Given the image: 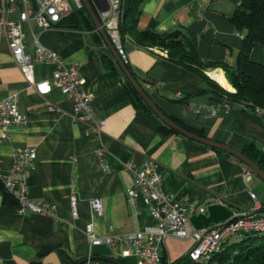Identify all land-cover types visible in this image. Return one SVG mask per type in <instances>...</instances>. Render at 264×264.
<instances>
[{"label": "crops", "instance_id": "0c3cea01", "mask_svg": "<svg viewBox=\"0 0 264 264\" xmlns=\"http://www.w3.org/2000/svg\"><path fill=\"white\" fill-rule=\"evenodd\" d=\"M241 2L147 0L138 27L158 32L181 30L203 62L234 66L243 37L231 16ZM91 3L100 18V7L94 0ZM11 6L15 9L6 18L20 19L23 2L6 4L8 9ZM24 31L28 53L33 50L34 33L45 47L80 65L85 88L93 95V108L99 118L105 119L102 138L109 149L105 156L108 168L103 169L97 153L100 141L87 134L86 124L73 119L72 101L56 88L46 98L38 95L17 65L7 36H0V95L18 93L20 109L29 116L27 125L8 128L12 139L0 145V170L4 175L10 173L16 149L35 148L30 198L56 206L55 218L22 214L17 202H5L0 191V264H30L39 257L42 264H79L89 258L84 264H117L109 261L119 259L115 250L106 244L91 245L85 229L92 221L99 235H126L157 225L149 209L142 202L135 204L129 196L134 178L123 163L131 158L137 163L147 157L157 160L163 172L164 191L175 199L188 197L195 208L223 203L235 214H245L253 207L250 191L264 203V192L257 191L260 178L254 174L250 181L246 180L245 164L238 158L181 134L165 133L161 130L165 124L155 113L135 107L120 70L108 68L103 61L109 55L116 62L106 43L102 45L96 39L97 28L74 27L64 19L44 29L31 20L24 24ZM124 47L129 68L167 116L242 152L254 146L258 160L264 156V113L221 97L214 84L170 60L166 50L140 47L130 37L125 39ZM251 58L264 64V47L257 45ZM54 68L38 64L36 79L50 78ZM217 71L223 73L232 89L212 76ZM205 73L223 89L236 91L223 68H211ZM49 104L58 111H50ZM71 196L78 199L77 217L72 215ZM95 198L103 201L102 215L91 211L90 201ZM241 239L232 236L223 246ZM193 244V239L165 238L162 255L166 264H194L188 257ZM124 264H136V259L131 257Z\"/></svg>", "mask_w": 264, "mask_h": 264}, {"label": "built area", "instance_id": "2783aa9c", "mask_svg": "<svg viewBox=\"0 0 264 264\" xmlns=\"http://www.w3.org/2000/svg\"><path fill=\"white\" fill-rule=\"evenodd\" d=\"M17 0H1L0 36L6 35L12 55L21 69L24 77L38 95L46 98L54 88L72 101V115L75 121L87 125V134L100 141L97 151L103 169H107L105 156L109 149L103 141V126L105 119L99 118L93 108V95L85 88V79L80 75V65L64 59L59 53L45 47L39 38L32 33L34 46L31 53L26 51V33L24 24H30L34 20L44 29H51L68 18L74 11L72 3L78 9L83 8L82 0H21L24 10L20 19L6 18L8 12L15 8L6 7L7 3H15ZM122 0H97L101 9V22L105 27L112 43L126 64L128 57L124 47L126 36L123 39L120 31V23L123 17L121 8ZM106 5L108 9L102 10ZM242 36V35H241ZM243 37V36H242ZM167 53V51H165ZM38 64L53 65L51 77L48 79H36V66ZM2 65L0 64V74ZM153 89L156 85H150ZM1 93V91H0ZM50 111H58L55 105L49 104ZM263 114L264 109L256 108ZM216 113V110H213ZM29 122V116L23 113L19 106V94L13 93L1 97L0 95V145L12 139L8 128L15 125L25 126ZM36 149L33 147L15 150L14 164L9 174L4 175L0 170V183L4 189L17 202L19 213H34L39 215L56 217V206L47 202L36 201L30 198V182L36 168ZM124 168L134 178V186L128 190L130 198L135 204L142 202L157 219L154 227L130 232L126 235L113 233L99 235L91 221L85 229L91 245L106 244L115 250L119 259H136V264H161L162 244L165 238L171 236L179 239H193L194 244L188 257L196 264H216L214 256L223 249V244L232 236L244 237L251 233H264V213H261L262 203L256 194L250 191L253 202L252 209L229 223L211 229L208 227H195L190 222V217L198 213H206L207 206L195 208L190 205L188 197L175 199L173 195L163 189V172L160 163L152 158H145L137 163L131 158L123 163ZM246 180L250 181L254 173L248 166L243 167ZM73 217L78 216V199L70 197ZM91 211L94 214H103V201L95 198L90 201ZM216 225V224H213ZM213 261V262H212Z\"/></svg>", "mask_w": 264, "mask_h": 264}, {"label": "trees", "instance_id": "16d2710c", "mask_svg": "<svg viewBox=\"0 0 264 264\" xmlns=\"http://www.w3.org/2000/svg\"><path fill=\"white\" fill-rule=\"evenodd\" d=\"M146 1L147 0L121 1V8L124 13L120 23V31L123 39L128 36L140 47H157L166 50L167 57L170 60L194 70L203 80H207L214 84L216 92L221 97L239 102L245 107L264 109V64L258 63L251 58V53L257 45L264 47V0H242L241 4L237 6L234 14L231 16V21L235 25L237 32L243 36V46L234 66H230L228 63L224 62H203L195 46L181 30L158 32L150 29H139L138 23ZM1 18L2 16L0 14V20ZM66 21L74 27L96 30V26L84 5L83 8L78 9V11H73V13L66 18ZM95 37L102 45H105V41L100 33L96 32ZM103 61L108 68H118L120 70L125 81V90L135 107L140 110L154 113L133 84L126 78L117 63L114 62L109 55H105ZM211 68H223L227 78L236 91H227L216 81L211 80L205 73V71ZM131 73L139 81L138 77L132 71ZM139 83L146 90L144 85L141 82ZM147 93L149 94L148 91ZM170 118L185 129L199 136L207 137L204 131L190 127L176 118ZM161 130L165 133L179 134L167 125H163ZM215 150L221 152V150ZM244 154L258 163L264 170V156H261L258 160L257 157L259 153L254 146H250L244 151ZM0 191L4 194L5 202L8 203L11 200H15L4 189L2 183H0ZM260 212L264 213V203H262ZM115 260L122 264L126 263L124 259ZM213 261H215L216 264H264V233L247 234L240 241H236L225 247L223 246V249L214 256ZM166 263V257L162 256L161 264ZM30 264H42L41 258L39 257ZM74 264H78V262Z\"/></svg>", "mask_w": 264, "mask_h": 264}, {"label": "water", "instance_id": "95a60500", "mask_svg": "<svg viewBox=\"0 0 264 264\" xmlns=\"http://www.w3.org/2000/svg\"><path fill=\"white\" fill-rule=\"evenodd\" d=\"M97 3V0H94ZM87 12L91 16L98 32L103 37L108 49L111 51L112 55L115 58L116 63L119 65L120 69L126 76V78L133 84V86L136 88L138 93L143 97L145 102L148 104V106L152 109V111L163 121V123L170 128L177 131L179 134L186 136L189 139L195 140L197 142H200L204 145H207L209 147H212L214 149L221 150L223 152H226L228 154H231L238 158L240 161H242L246 166L250 168V170L257 175L260 179L264 181V170L259 166L258 163L253 161L251 158H249L247 155L244 154V152L234 149L222 142L215 141L213 139H210L208 137L199 136L181 125H179L177 122L172 120L169 116H167L155 103V101L152 99V97L147 93V91L141 86L139 81L133 76L131 73L129 67L124 62V60L121 58L120 54L118 53L115 45L112 43L109 35L107 34V31L105 27L103 26L101 19L98 17L96 11L93 8V4L91 3V0H82ZM108 9V5H106L102 10ZM240 215H236L235 212L230 209L227 205L223 203H212L207 206L206 213H198L194 214L190 217V222L195 227H208L211 225V229H215L218 227H221L227 223H229L232 220H235ZM216 224V225H213ZM91 260L84 259L79 264L87 263ZM112 262H115L117 264H122L115 260H109Z\"/></svg>", "mask_w": 264, "mask_h": 264}, {"label": "bare ground", "instance_id": "6f19581e", "mask_svg": "<svg viewBox=\"0 0 264 264\" xmlns=\"http://www.w3.org/2000/svg\"><path fill=\"white\" fill-rule=\"evenodd\" d=\"M212 76L215 77L218 81H220L225 87L232 89V87L228 84V82L225 80L224 75L222 72H213Z\"/></svg>", "mask_w": 264, "mask_h": 264}, {"label": "rangeland", "instance_id": "374dc122", "mask_svg": "<svg viewBox=\"0 0 264 264\" xmlns=\"http://www.w3.org/2000/svg\"><path fill=\"white\" fill-rule=\"evenodd\" d=\"M72 5H73L74 11H78L77 6L74 3H72ZM260 184H261V187L259 189H257L259 194L264 192V181L262 179H260ZM260 198H261V196H260Z\"/></svg>", "mask_w": 264, "mask_h": 264}]
</instances>
